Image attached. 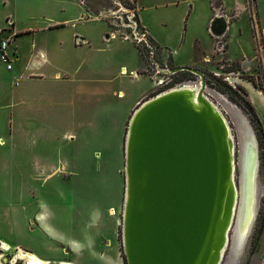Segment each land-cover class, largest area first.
Returning <instances> with one entry per match:
<instances>
[{
  "label": "rangeland",
  "instance_id": "374dc122",
  "mask_svg": "<svg viewBox=\"0 0 264 264\" xmlns=\"http://www.w3.org/2000/svg\"><path fill=\"white\" fill-rule=\"evenodd\" d=\"M176 1L139 0L140 20L165 46L151 38L153 60L161 61L165 50L169 57L174 52L175 61H184L194 54L195 38L210 37L207 2L198 0L201 10L192 7L185 12V1ZM135 2L0 0V242L12 248L9 253L0 249V264H25L16 259L20 251L34 252L49 264L63 260L114 264L116 257L124 264L121 217L130 107L141 90L146 89V99L165 89L153 88L154 74L149 67L145 70L134 43L119 34L110 37L112 23H127ZM254 2L249 0L250 18L240 21L246 69L239 61L222 66V59L213 64L214 69L223 70L219 77L203 69L210 86L229 101L226 104L223 96L221 101L213 92L212 99L228 120L234 139L237 187L243 140L244 147L247 141L253 142L257 156L254 219L238 244V231L235 238L233 233L240 218L236 223L233 216L220 264L264 263L260 245L264 233V34L258 32L264 27V13L258 18ZM75 36L86 41L78 45ZM64 53L68 61L62 60ZM172 57L170 68L177 66ZM55 68L73 73H59L56 78ZM238 69L240 78L234 79ZM191 75L179 71L171 78L177 81ZM91 236L97 243L93 252L82 249ZM70 239L79 243L75 252L68 249Z\"/></svg>",
  "mask_w": 264,
  "mask_h": 264
},
{
  "label": "water",
  "instance_id": "95a60500",
  "mask_svg": "<svg viewBox=\"0 0 264 264\" xmlns=\"http://www.w3.org/2000/svg\"><path fill=\"white\" fill-rule=\"evenodd\" d=\"M228 21L213 17L211 34ZM198 88L176 87L132 111L124 144L121 245L124 264H220L236 204L234 139L228 120ZM254 162L256 147L251 145ZM255 151V152H254ZM256 169V164H255ZM256 172H253V175Z\"/></svg>",
  "mask_w": 264,
  "mask_h": 264
},
{
  "label": "crops",
  "instance_id": "0c3cea01",
  "mask_svg": "<svg viewBox=\"0 0 264 264\" xmlns=\"http://www.w3.org/2000/svg\"><path fill=\"white\" fill-rule=\"evenodd\" d=\"M133 2L136 3V10L138 13V10L140 8L139 5V0H132ZM185 1V12L188 11L189 8L194 7V9H202L201 4L206 1L208 4V9H207V25H206V30L210 36L209 33V23L211 18L217 13H226L229 16H233L234 17L231 19V21L229 22V27L227 30V33H225V36H227L228 34V39L226 37V39H224V41L222 40V44L224 45V53L222 52V50H217V46H216V41H211L214 38L213 37H209V39L207 38H195L194 42L192 44L191 47H193L194 49V54L193 56H191L190 58H187L184 61H175V57L173 58L172 55H174V52H170L171 56L169 58L172 57L174 63L177 65L176 67L180 66H191V67H195V68H201V69H207V70H211V71H215L218 69H214L213 68V64L216 63V61H218L220 58H225V62L227 64H233L235 62H241L242 58H244L245 56H247V52H246V48H245V39H244V24L241 23L240 21L242 19H244V17L246 16L247 11L251 10V5L249 3V0H199L200 1V5L197 6L196 1L198 0H184ZM175 3H179V1L177 0ZM167 4V3H166ZM253 8H254V12L257 13V16L259 18V13H264L263 12V8H264V0H255V2L253 3ZM222 8H225L222 10ZM141 9V8H140ZM140 24L142 26H144L149 34L150 37L159 45L161 44L162 47L164 46L163 43H160V41H158L157 37H155L152 33V31L147 27V25L144 24L143 20H140ZM235 28L236 30V34L233 33V29ZM264 28V27H263ZM230 34V35H229ZM106 37V36H105ZM222 39V38H221ZM85 40V39H84ZM220 40V39H219ZM86 41V40H85ZM45 44L50 43L49 45L51 47H53V43L52 42H44ZM216 43V44H215ZM60 46L62 47V42H59ZM165 48V46H164ZM167 49V48H166ZM64 51V50H63ZM170 51V50H169ZM197 52V53H196ZM68 56V54H62L61 57L63 58L62 60L68 61V59H66ZM207 58L209 60H207ZM9 69H11V67H8ZM132 71H137V67H134L133 69H131ZM53 74L55 75L56 78L59 77V73H63V74H68V73H73V71L71 70H67L65 68H55L53 70ZM233 75H235V77H233L234 79H239V74L234 73ZM240 83V82H238ZM242 84V83H241ZM123 92L122 89H119L118 92ZM145 92L146 89L141 90V92L137 95L136 99L134 100L133 104L131 105L130 109H135L136 106H138L143 100H145ZM40 220V219H39ZM63 237V236H62ZM97 243L94 240V237H89V239L87 241H85V243L83 244V248H88L91 252H93L95 250ZM105 245H107L106 247H109V244L107 242H105ZM261 250H264V233L261 236ZM79 243L76 242L75 240L70 239L69 241V247L68 249H70L72 252H75L77 249H79ZM122 259L120 257H116L114 258L115 263L114 264H122ZM256 264V263H255ZM264 264V263H263Z\"/></svg>",
  "mask_w": 264,
  "mask_h": 264
},
{
  "label": "built area",
  "instance_id": "2783aa9c",
  "mask_svg": "<svg viewBox=\"0 0 264 264\" xmlns=\"http://www.w3.org/2000/svg\"><path fill=\"white\" fill-rule=\"evenodd\" d=\"M116 19V17H114ZM127 23L120 24L118 21L115 20V24H113L114 28H112V32L110 33V37H115L116 34H119L122 39L131 41L136 45L139 50V54L143 57L145 61L146 68L145 70L148 71V67L150 68L151 72H153V88L160 89L165 88L163 91L176 88V87H190V88H198L200 84H196L193 81H185V80H177L174 81L173 74L165 73L166 70L170 69L169 65V54L167 52L162 51L161 61H157L156 59L153 60V46L152 39L148 30L140 24V18L137 13L135 5L129 10L127 14ZM123 28V31L121 30ZM151 39V40H150ZM76 44H82L85 42L83 37L75 36ZM2 49H6V44L2 45ZM153 49V50H152ZM4 60L5 57L2 56ZM11 65H8L10 67ZM7 67V68H8ZM123 70V69H122ZM135 77L139 76L137 71H132ZM226 81L230 83V77H225ZM209 89L206 88L204 90V94L210 98L211 100L213 95ZM162 91V92H163Z\"/></svg>",
  "mask_w": 264,
  "mask_h": 264
},
{
  "label": "bare ground",
  "instance_id": "6f19581e",
  "mask_svg": "<svg viewBox=\"0 0 264 264\" xmlns=\"http://www.w3.org/2000/svg\"><path fill=\"white\" fill-rule=\"evenodd\" d=\"M243 141H242V150L244 148V152L242 157H240V179H239V187H237L236 185L237 197H236V204L234 209V218L236 223H238L240 218L239 226L237 227L238 230H236L237 228L236 229L234 228V233H233V237L235 238V232L238 231V235L236 237L238 244L242 243L246 234L250 230L252 221L255 216V210H256L255 208L257 201L256 179H255L256 177L255 174L253 175V172L254 173L256 172L255 164L257 166V161L254 162V157L252 156V151H251V145L254 146V144L250 140L247 141V146L244 147ZM253 191H254V198H253ZM41 205H44V203L42 202ZM44 219L46 218L45 217L40 218L41 221H44ZM234 245H235V239H234ZM0 249L6 253L7 252L9 253L12 248L9 243L2 241L0 242ZM1 258L2 257L0 256V262H1ZM16 259L24 260L25 264H49L48 260L43 259L39 255L31 251H20L19 253H17ZM60 264H76V263L70 260H63L61 261Z\"/></svg>",
  "mask_w": 264,
  "mask_h": 264
},
{
  "label": "flooded vegetation",
  "instance_id": "af4514ba",
  "mask_svg": "<svg viewBox=\"0 0 264 264\" xmlns=\"http://www.w3.org/2000/svg\"><path fill=\"white\" fill-rule=\"evenodd\" d=\"M247 13L248 14H246V16H249V18H250V14H252V12H251V10L250 11H247ZM253 14H255V13H253ZM217 15H223V16H225V15H227L226 13H220V12H217L213 17H215V16H217ZM213 17L211 18V20L213 19ZM234 17V15L233 16H230L229 17V19H228V17H226L225 16V18L227 19V21H228V25H227V30H228V27H229V22L231 21V19ZM210 20V21H211ZM210 24V23H209ZM258 32L260 33V34H264V28L263 27H260L259 28V30H258ZM209 33H210V36L211 37H213V38H216V39H218L217 40V44H216V46H217V50H222V52L224 53V45L222 44V39L221 38H223L224 36H225V34H224V36H221V37H216V36H214L213 34H211V32H210V30H209ZM226 33H227V31H226ZM220 39V40H219ZM220 59H222V60H224L223 61V63H221L220 65H222V66H224V65H232V64H227L226 62H225V58H220ZM207 60H209L208 58H207ZM241 63V67H242V69L244 70V69H246V66H245V61H241L240 62ZM247 63H249V61H247ZM193 68H195V67H193ZM196 69H198V70H200L202 73H203V75H204V80H205V89L206 88H208L209 90L208 91H210L211 93H212V95H214V93L217 95V98H219V100H221V97L220 96H223V95H221V93H219L215 88H212L211 86H210V84L206 81V74H205V72L203 71V69H201V68H196ZM241 70V69H240ZM240 70L238 69V73L237 74H240ZM182 71H187V72H189V73H191V74H193L194 76H190V78H185V79H181V80H185V81H193V82H195L196 84H200L201 83V79H200V77L198 76V75H196V74H194V73H192V72H190V71H188V70H182ZM223 73V70H221L220 68L218 69V70H215V71H212L213 72V74L215 75V76H217V77H219L220 75H221V73ZM234 74V73H233ZM225 77H228V76H225ZM225 77L223 78L224 80H226L225 79ZM238 85H241V86H243L244 87V85L243 84H241V83H238V82H236ZM249 83L252 85V86H255L254 85V82H250L249 81ZM214 92V93H213ZM224 97V96H223ZM225 98V97H224ZM222 101V100H221ZM225 103L226 104H228L229 103V101L225 98ZM230 105H232V106H234L233 104H231L230 103ZM235 107V106H234ZM236 108V107H235ZM237 109V108H236Z\"/></svg>",
  "mask_w": 264,
  "mask_h": 264
},
{
  "label": "trees",
  "instance_id": "16d2710c",
  "mask_svg": "<svg viewBox=\"0 0 264 264\" xmlns=\"http://www.w3.org/2000/svg\"><path fill=\"white\" fill-rule=\"evenodd\" d=\"M248 106H249V109H250L251 111H253V108H252V106H250L249 104H248Z\"/></svg>",
  "mask_w": 264,
  "mask_h": 264
}]
</instances>
